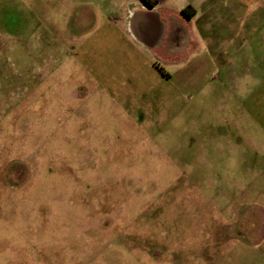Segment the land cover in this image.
<instances>
[{"label": "rangeland", "instance_id": "374dc122", "mask_svg": "<svg viewBox=\"0 0 264 264\" xmlns=\"http://www.w3.org/2000/svg\"><path fill=\"white\" fill-rule=\"evenodd\" d=\"M127 2L0 0V264H264V0L176 86Z\"/></svg>", "mask_w": 264, "mask_h": 264}, {"label": "crops", "instance_id": "0c3cea01", "mask_svg": "<svg viewBox=\"0 0 264 264\" xmlns=\"http://www.w3.org/2000/svg\"><path fill=\"white\" fill-rule=\"evenodd\" d=\"M156 1L155 6L149 7L137 0L133 12L127 13L126 22H115L114 26L119 29L117 49L125 54L144 56L147 66L160 76L162 84L170 86L175 85L176 75L185 74L191 66L198 74L206 72L210 64L207 59L217 51V37L221 43H229L237 36V26L244 25L248 29L258 12L259 17L264 16V9L260 8L256 9L258 12L253 11L251 19L249 14L245 19L239 17L246 6L250 11L249 0ZM129 5L127 0H122V7ZM225 28H229V32L222 36ZM207 32H211L208 38ZM138 120L135 118L133 125Z\"/></svg>", "mask_w": 264, "mask_h": 264}, {"label": "trees", "instance_id": "16d2710c", "mask_svg": "<svg viewBox=\"0 0 264 264\" xmlns=\"http://www.w3.org/2000/svg\"><path fill=\"white\" fill-rule=\"evenodd\" d=\"M143 3H145L149 7H153L157 4V1L155 0L154 2H150V0H141ZM186 13V12H185Z\"/></svg>", "mask_w": 264, "mask_h": 264}]
</instances>
